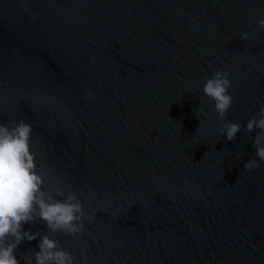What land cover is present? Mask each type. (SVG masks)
I'll list each match as a JSON object with an SVG mask.
<instances>
[{"label":"water","instance_id":"water-1","mask_svg":"<svg viewBox=\"0 0 264 264\" xmlns=\"http://www.w3.org/2000/svg\"><path fill=\"white\" fill-rule=\"evenodd\" d=\"M28 7L35 20L0 0V123H31L38 168L97 210L82 235L55 234L75 264H264L261 130L244 131L264 104V0ZM217 70L231 73L225 120L242 124L231 141L203 94ZM39 241L20 243V264Z\"/></svg>","mask_w":264,"mask_h":264},{"label":"clouds","instance_id":"clouds-1","mask_svg":"<svg viewBox=\"0 0 264 264\" xmlns=\"http://www.w3.org/2000/svg\"><path fill=\"white\" fill-rule=\"evenodd\" d=\"M29 0H20L24 12L36 19L28 7ZM259 30H264V18L257 21ZM250 33H241V40H248ZM95 61L96 57H91ZM231 73L217 70L203 84V94L214 102L217 120L222 121L217 133L234 140L242 124L225 120L232 107ZM117 79L119 77L117 76ZM88 95L92 93L89 90ZM203 112L200 104L197 112ZM198 116V115H197ZM199 117V116H198ZM260 129L254 138L255 156L264 161V104L257 114L251 116L244 128L246 134ZM33 126L24 119L0 123V264H20L16 257L18 246L23 240L32 241L40 237L39 251L29 250L22 258L26 264H75V256L59 246L55 234L63 233L78 237L84 232V221L91 223L96 209L91 214L84 209L83 201L75 191L69 190L58 178L53 181L46 170L38 168L37 153L32 150ZM237 156L240 153L237 152ZM246 170L260 168L256 159L244 164ZM37 221L46 224L49 231L23 230L24 224L34 225ZM52 233L53 235H49Z\"/></svg>","mask_w":264,"mask_h":264}]
</instances>
